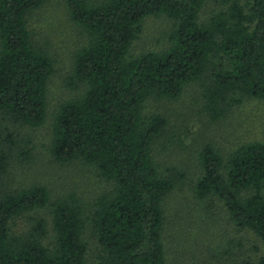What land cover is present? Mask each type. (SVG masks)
Here are the masks:
<instances>
[{
  "label": "trees",
  "instance_id": "16d2710c",
  "mask_svg": "<svg viewBox=\"0 0 264 264\" xmlns=\"http://www.w3.org/2000/svg\"><path fill=\"white\" fill-rule=\"evenodd\" d=\"M47 1L0 0V178L13 160L31 157L29 141L12 128L41 127L48 118L55 62L33 41L27 22ZM206 1L68 0L72 21L87 36L74 54L69 85L84 90L59 104L50 152L59 163L95 167L114 185L90 210L75 193L52 200L41 184L0 187V264H88V228L100 246L97 264H166L164 200L186 174L176 167L161 171L154 162L153 145L167 119L146 114L145 103L178 100L188 84L200 82L204 108L218 122L246 97L264 101V0H214L222 8L201 21ZM150 15L175 21L170 45L133 56ZM199 155L195 196H218L264 245V139L227 158L211 144ZM45 207L52 241L44 243L50 232L41 216L30 217L26 231H13L14 219ZM240 264H264V253Z\"/></svg>",
  "mask_w": 264,
  "mask_h": 264
},
{
  "label": "rangeland",
  "instance_id": "374dc122",
  "mask_svg": "<svg viewBox=\"0 0 264 264\" xmlns=\"http://www.w3.org/2000/svg\"><path fill=\"white\" fill-rule=\"evenodd\" d=\"M67 3L68 0H48L27 16L33 41L45 47L55 62V71L49 81L48 118L41 127L16 125L12 128L22 139L29 141L31 157L13 160L8 173L0 178V187L20 189L41 184L47 187L52 200L75 193L90 210L99 195L112 190L113 182L101 177L95 167L81 161L59 163L50 152L53 119L59 104L84 90L83 86L75 89L69 85L74 54L87 44V36L72 21ZM221 8L220 3L207 0L200 20L206 21ZM174 23L166 15L147 16L130 54L137 56L148 51L166 50ZM144 111L146 114L160 113L167 119L165 131L153 145L154 162L161 171L176 167L186 174L164 200L166 264L257 261L264 253L260 237L250 228L239 225L218 196L197 198L194 185L202 175L199 154L206 144H211L227 158L238 146L264 139V101L246 97L218 122H213L204 108L202 84L194 82L185 87L178 100L149 99ZM34 216L46 219L50 234L44 243L48 244L53 236L48 207L14 219L12 229L16 233L26 231L30 226L29 218ZM84 238L88 244L87 263L97 264L100 254L97 236L88 228Z\"/></svg>",
  "mask_w": 264,
  "mask_h": 264
}]
</instances>
